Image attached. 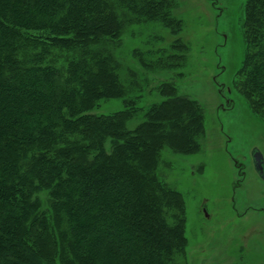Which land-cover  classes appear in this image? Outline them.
Returning <instances> with one entry per match:
<instances>
[{"label":"trees","instance_id":"16d2710c","mask_svg":"<svg viewBox=\"0 0 264 264\" xmlns=\"http://www.w3.org/2000/svg\"><path fill=\"white\" fill-rule=\"evenodd\" d=\"M173 9V0H0V264H186L185 203L157 171L165 149L200 152L204 111L164 82L165 100L129 129L149 83L134 71L123 81L118 57L129 25L180 32ZM244 41L234 88L264 119V0L246 3ZM139 60L148 72L184 56ZM111 99L125 109L92 113Z\"/></svg>","mask_w":264,"mask_h":264},{"label":"rangeland","instance_id":"374dc122","mask_svg":"<svg viewBox=\"0 0 264 264\" xmlns=\"http://www.w3.org/2000/svg\"><path fill=\"white\" fill-rule=\"evenodd\" d=\"M173 1L180 32L161 23H134L124 30L118 51L123 81L134 71L149 83L137 92L140 111L128 128L143 122L151 105L165 100L157 89L164 82H174L180 95L196 100L205 117L200 152L184 156L165 149L157 171L185 203V262L264 264V180L251 156L255 147L264 155V119L234 88L246 53L248 0ZM177 40L184 52L172 50ZM174 54L184 56L179 68L147 72L139 60L162 56L168 65L167 56ZM124 109L123 99H111L101 101L92 113L111 115ZM42 199L46 207V196Z\"/></svg>","mask_w":264,"mask_h":264},{"label":"water","instance_id":"95a60500","mask_svg":"<svg viewBox=\"0 0 264 264\" xmlns=\"http://www.w3.org/2000/svg\"><path fill=\"white\" fill-rule=\"evenodd\" d=\"M252 159L255 171L257 172L259 177L264 180V158L259 149H253Z\"/></svg>","mask_w":264,"mask_h":264},{"label":"flooded vegetation","instance_id":"af4514ba","mask_svg":"<svg viewBox=\"0 0 264 264\" xmlns=\"http://www.w3.org/2000/svg\"><path fill=\"white\" fill-rule=\"evenodd\" d=\"M255 148H257V147H255ZM254 148V149H255ZM257 149H259V148H257ZM260 150V149H259ZM253 151V150H252ZM261 152V151H260ZM262 153V152H261ZM262 155H263V153H262ZM251 156H252V153H251ZM263 158H264V155H263ZM252 161H253V159H252ZM253 166H254V164H253ZM255 169V168H254ZM257 173V172H256ZM258 175V174H257ZM259 176V175H258Z\"/></svg>","mask_w":264,"mask_h":264}]
</instances>
